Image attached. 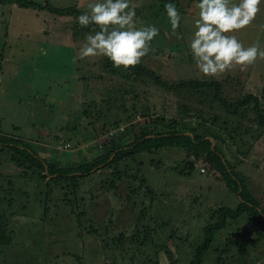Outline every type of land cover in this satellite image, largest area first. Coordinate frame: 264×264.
<instances>
[{"label":"rangeland","instance_id":"1","mask_svg":"<svg viewBox=\"0 0 264 264\" xmlns=\"http://www.w3.org/2000/svg\"><path fill=\"white\" fill-rule=\"evenodd\" d=\"M34 2L85 12L90 0ZM166 2L130 0L137 27L160 29L142 64L168 83L218 82L229 103L253 94L264 113V57L243 70L204 75L189 48L199 11L194 0H173L182 17L175 31ZM259 8L233 34L264 51V3ZM87 28L75 16L0 6V135L75 167L103 154L110 141L124 136L127 145L149 122H176L179 131L212 138L264 210V132L252 105L228 115L213 88L171 93L126 76L106 57L81 59L86 35L94 34ZM18 158L0 149V264H188L204 227L217 222L211 214L239 204L203 158L176 146L137 155L117 171L55 184L28 165L16 167ZM260 232L246 216L229 221L202 264H264Z\"/></svg>","mask_w":264,"mask_h":264},{"label":"trees","instance_id":"2","mask_svg":"<svg viewBox=\"0 0 264 264\" xmlns=\"http://www.w3.org/2000/svg\"><path fill=\"white\" fill-rule=\"evenodd\" d=\"M0 5H17L23 9H32L37 11H45L49 14L58 17H78L83 12H80L74 7L55 8L48 3H37L34 1L25 0H0ZM87 28V27H86ZM98 30L96 26L90 25L87 31ZM105 70L108 73H115V68L112 64H107ZM132 76L134 79L150 80L160 89L179 93L187 90H203L213 88L215 91L214 98L223 106L226 114L238 115L240 111L252 105L258 125L264 132V113L261 109L259 98L254 95H247L242 100L235 103H229L220 96V84L218 82H199V81H182L178 83H168L163 80L153 70L147 68L140 62L136 66H130L127 69L126 76ZM158 122H149L148 126L141 129V132L132 136V140L127 145H123V137L115 141L107 143V150L98 156L93 157L88 162L75 167L60 166L55 163L48 162L40 158L36 153L29 149L26 145L18 143L10 137L0 135V149L17 155L20 159L16 160L18 165H28L41 174L42 180L46 183H58L64 181H77L78 179L87 178L96 174L101 170L113 168V171L119 167L121 163L134 159L137 155L143 153H152L161 150L165 147H180L186 150L187 156L191 154L196 159L203 158V161L210 167L212 171L220 174L223 182L228 190L235 193L239 199V204L236 208H227L221 206L211 215L215 217L216 223L208 224L203 229L204 239L194 250L193 258L188 264H202L205 254L212 248V243L215 234L227 226L229 221H236L242 216H246L257 229H260V237H264V210L261 209L259 203L251 196L249 189L245 185L240 175L235 172V168L223 156L221 151L212 146L210 137L190 135L179 131L176 126L178 123L170 122L171 126L159 127ZM168 127V128H167ZM161 128V130H160ZM169 129V130H168ZM214 138V137H213ZM18 164V165H17ZM21 168V167H18ZM94 172V173H93ZM121 174H118L120 177ZM115 188V185L112 186ZM106 227H104L105 231ZM122 234L119 237L121 240ZM4 242L0 243V246ZM7 246V245H5Z\"/></svg>","mask_w":264,"mask_h":264},{"label":"clouds","instance_id":"3","mask_svg":"<svg viewBox=\"0 0 264 264\" xmlns=\"http://www.w3.org/2000/svg\"><path fill=\"white\" fill-rule=\"evenodd\" d=\"M194 3L199 11L189 48L201 73L216 77L233 66L243 70L258 57H264V51L257 45L245 47L233 34L254 20L264 0H194ZM164 8L175 31L180 26L181 13L173 0H167ZM135 17L130 0H90L88 11L76 19L81 27L94 25L98 30L86 35L79 57L103 56L125 70L140 64L152 51V41L160 29L155 24L137 27Z\"/></svg>","mask_w":264,"mask_h":264},{"label":"crops","instance_id":"4","mask_svg":"<svg viewBox=\"0 0 264 264\" xmlns=\"http://www.w3.org/2000/svg\"><path fill=\"white\" fill-rule=\"evenodd\" d=\"M25 1H36V0H25ZM0 6H12V5H0ZM21 10H28V9H23V8H21ZM32 10V9H31ZM32 11H36V10H32ZM5 27V29H7L6 28V26H4ZM6 32V31H5ZM6 35H8V34H6ZM251 95H253V94H251Z\"/></svg>","mask_w":264,"mask_h":264},{"label":"water","instance_id":"5","mask_svg":"<svg viewBox=\"0 0 264 264\" xmlns=\"http://www.w3.org/2000/svg\"><path fill=\"white\" fill-rule=\"evenodd\" d=\"M212 142V141H211ZM212 146H214V144L212 143Z\"/></svg>","mask_w":264,"mask_h":264}]
</instances>
